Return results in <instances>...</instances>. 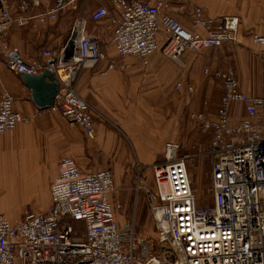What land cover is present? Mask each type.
I'll use <instances>...</instances> for the list:
<instances>
[{"label":"built area","instance_id":"obj_1","mask_svg":"<svg viewBox=\"0 0 264 264\" xmlns=\"http://www.w3.org/2000/svg\"><path fill=\"white\" fill-rule=\"evenodd\" d=\"M170 1L105 0L89 15L92 22L111 17L110 43L123 60L133 57L141 62L142 81L157 51L178 61L185 50L198 54L238 42L236 16L210 17L190 3L186 29L167 11ZM184 4L178 7L182 10ZM261 6L264 12V0ZM17 8L25 12L27 2ZM10 9L8 0H0V31L5 24L22 25L29 19L13 17ZM57 10L55 5L36 20L46 23ZM251 40L264 58V35L253 33ZM0 58L9 71L24 77L49 76L57 83L50 101L33 115L15 111L12 96L4 91L0 135L32 117L58 113L66 125L93 137L94 120L102 114L78 94L76 84L81 72L93 68L105 54L97 36L87 30L84 17L74 19L64 45L43 50L40 58H25L0 37ZM114 68L111 61L102 74ZM118 68L127 70L129 64L122 61ZM204 73L221 86L214 117L190 114L210 134L209 204H198L187 159L179 155L175 141H167L159 161L135 164L137 189L146 168L154 184L147 203L154 235H144L137 230L135 213L117 219L119 204L110 169L83 172L71 157L63 156L48 187L49 204L44 210L14 222L0 213V264H264V95L241 91L231 66L206 67ZM181 87L180 82L174 85L176 91ZM185 88L192 93L190 84Z\"/></svg>","mask_w":264,"mask_h":264},{"label":"crops","instance_id":"obj_2","mask_svg":"<svg viewBox=\"0 0 264 264\" xmlns=\"http://www.w3.org/2000/svg\"><path fill=\"white\" fill-rule=\"evenodd\" d=\"M8 1L11 4L10 12L13 17L24 15L29 19L22 25L14 23L3 25L0 37L8 46L17 48L25 58H40L43 50L61 47L67 41L69 28L74 19L78 16L86 19L87 30L99 39L105 58L93 68L81 72L76 90L109 122L116 123L119 126L118 130H122L119 132L123 135L124 124L140 122L136 114L137 107H150L148 102H151L149 97L151 91L155 94L156 100L160 94L162 96L165 93L169 94V88L163 87L160 81L138 89L142 81V64L133 57H126L123 60L115 53L110 43L113 32L111 17L98 22L89 20L90 13L98 4L105 3V0ZM22 1L27 2V9L20 13L17 5ZM181 3H185L182 10L178 7ZM190 3L202 7L203 12L210 17L236 16L238 18V39L249 41L253 33L264 35V12L261 0H171L167 11L186 29L190 28ZM55 4L58 6L56 17L46 23H39L36 16L54 7ZM109 8L113 16L114 9L111 6ZM70 51L69 46L67 53ZM213 53V51L203 50L201 53L194 54L185 50L180 57V67L184 68L182 77H188V80L184 78L182 81L193 87L190 93L193 103L190 108L192 107L191 110L195 112H203L210 118L214 117L221 95L219 82L216 86H212L210 80L205 79L203 75L206 67L220 70L213 68L215 62L213 57H210ZM157 57L153 54L149 59L146 69V78L149 80L150 78L161 80L164 77L162 76V59ZM111 61L114 62L115 68L108 69L102 74ZM122 61L129 64V69L119 70L118 66ZM205 75L210 78L209 75ZM197 78H201L199 80L203 82L201 87L194 88L192 82L189 81ZM56 86L57 83L50 80L49 76L24 77L9 71L0 58V96L4 91L8 92L12 96V106L15 111L24 115H33L39 106L49 102L51 92ZM239 88L247 94L259 95L251 92L250 88L244 84L239 83ZM181 89L185 90L184 86ZM144 93L147 95H145L146 103L142 96ZM166 105H168L167 101ZM167 117L168 113H166V121L161 118L157 121L148 118L149 121H145L151 123L150 126H154L155 122L163 126L165 121L166 133L163 131L164 127L160 130L158 125L151 127L152 129L149 128L146 135H141L145 139L143 142L133 143L132 155H127L125 151L117 148L120 144H118L119 141L117 143L115 141L116 132L105 130L104 125L98 119L94 120V135L90 138L79 127L66 125L58 113H46L32 117L29 122L19 123L13 130L0 135V173L15 170L16 174L19 176L23 174L31 184L32 179L38 177L39 187L43 188L44 186L49 187L57 174L59 160L63 156L71 157L83 172L102 169L90 166L96 169L89 170L87 163L116 164L126 157H131L134 162L140 163L159 161L162 158L164 144L170 141L168 140V129L173 120H168ZM197 127L192 126L189 140L192 147L199 151L203 144H208L210 134L199 131V125ZM84 136L88 139H84ZM164 137H166L165 141H163ZM112 174L114 179V171ZM33 184H35L34 181Z\"/></svg>","mask_w":264,"mask_h":264},{"label":"rangeland","instance_id":"obj_3","mask_svg":"<svg viewBox=\"0 0 264 264\" xmlns=\"http://www.w3.org/2000/svg\"><path fill=\"white\" fill-rule=\"evenodd\" d=\"M56 5V4H55ZM213 51L210 55L214 59L213 68L223 69L226 66H231L240 84H244L250 88L251 92L255 94L264 95V58L259 54V48L249 39H238L235 43H225L220 48L206 49ZM203 52V51H202ZM201 53V52H200ZM162 59L163 65L162 71L164 76L161 80L147 79L146 82L140 81L138 89L145 85H154L157 81H160L163 87L169 88V94L160 97L158 100L155 98V94L150 92L151 102L150 107L142 106L137 107L138 117L140 122L124 124V135L119 132V126L116 123H111L107 118L102 115L99 122L104 125L105 130H112L116 132V143L119 141V150L125 151L127 155H132L133 143L143 142L145 139L141 135H146V131L149 128L159 126L160 130L164 127L166 133V113H168V120H173L171 127L168 129V140L175 141L179 145V155L186 157L187 168L189 169L191 188L193 189L196 199L199 205L209 204L211 202V195L209 192V167L211 160L206 154L207 144H203L201 148H193L189 134L192 131V126H198L194 120L190 118L192 111L190 106L193 103V99L190 97V93L184 92L186 90V84L182 81L188 77H182V71L184 68L178 61L167 58L160 51L154 53V55ZM157 57V58H158ZM208 57V56H206ZM174 75V76H173ZM205 79H209L212 86H216L218 81L210 79L205 74ZM201 79V78H199ZM198 78L192 82L194 88L196 86L201 87L202 80ZM181 80V81H179ZM188 80V79H187ZM192 80V79H191ZM177 82H182L181 92L174 89V85ZM188 82V81H187ZM217 83V84H216ZM139 95V94H137ZM144 93L143 100L147 98ZM166 101L168 105H166ZM204 101V98H203ZM162 102H164L162 104ZM144 105V104H143ZM148 116V117H147ZM146 117V118H143ZM160 120L164 119L163 126L155 122L154 126H150L151 123H146L149 119ZM144 119V120H143ZM151 128V129H152ZM198 128V127H197ZM201 132H207L202 128ZM122 131V130H121ZM135 134V135H134ZM155 134V133H153ZM133 135V137H132ZM88 139L87 137H83ZM94 140V139H89ZM166 140L164 137L163 141ZM151 163V162H150ZM150 163H141L148 165ZM136 161L131 157H126L119 163H87L88 167L95 166L96 168H108L114 171V186L116 189V201L119 207L116 210V216L119 221L128 219L131 214L135 213L137 221V230L141 231L144 235H154L153 219L149 214L148 200L151 197V193L154 190L153 179L151 173L147 168L145 169V179L140 182V188L137 189L138 178L136 171ZM90 167L89 170L96 168ZM111 167V168H109ZM38 178V177H37ZM32 179L31 182L24 178L23 174L20 176L16 174L15 170L7 173H0V213H2L10 222L19 221L23 219L25 214L30 212H39L44 210L49 203L48 187L44 186L40 188L39 181ZM33 181L35 184H33ZM35 186V187H34ZM34 190L33 192H31ZM148 191V192H146Z\"/></svg>","mask_w":264,"mask_h":264},{"label":"water","instance_id":"obj_4","mask_svg":"<svg viewBox=\"0 0 264 264\" xmlns=\"http://www.w3.org/2000/svg\"><path fill=\"white\" fill-rule=\"evenodd\" d=\"M54 90H55V88H54V89H53V91L51 92L50 98H51V96H52V94H53ZM49 101H50V99H49Z\"/></svg>","mask_w":264,"mask_h":264}]
</instances>
